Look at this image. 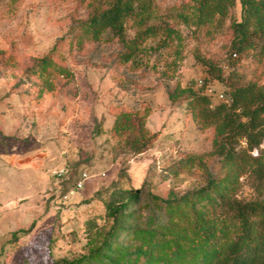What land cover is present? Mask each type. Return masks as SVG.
<instances>
[{
  "label": "rangeland",
  "instance_id": "rangeland-1",
  "mask_svg": "<svg viewBox=\"0 0 264 264\" xmlns=\"http://www.w3.org/2000/svg\"><path fill=\"white\" fill-rule=\"evenodd\" d=\"M110 1L0 0V264H204L195 196L234 170L209 156L214 130L197 126L181 91L193 85L217 105L231 85H264L262 43L231 56L239 0L212 23L199 20L195 0H140L150 14L128 21V37L162 27L178 38L140 57V66L121 65L117 40L83 36ZM46 57L73 74L47 70L51 93L32 72ZM197 57L221 70V80ZM129 113L145 119L151 139L137 156L113 132ZM261 150L264 141L254 156ZM129 194L136 199L123 207ZM235 197H258L248 176Z\"/></svg>",
  "mask_w": 264,
  "mask_h": 264
},
{
  "label": "trees",
  "instance_id": "trees-1",
  "mask_svg": "<svg viewBox=\"0 0 264 264\" xmlns=\"http://www.w3.org/2000/svg\"><path fill=\"white\" fill-rule=\"evenodd\" d=\"M195 1L199 4V20L206 23L226 19L232 6V0ZM239 1L241 20L234 22L231 27L232 57L242 56L255 49L260 42L264 51V0ZM149 14L148 2L111 0L107 8L88 19L83 36L95 43L110 36L122 47L118 64L140 66V57L158 52L168 47L174 38H178L175 31L162 27L149 28L129 38L128 21H142ZM159 36H163V39H160L156 47L144 46L148 40ZM197 59L208 68L210 74L216 71V78L221 80V70L205 59ZM49 69L65 79L73 78L69 69L57 67L48 57L44 58L32 72L41 79L48 93L54 91L53 81L45 76ZM181 93L188 96L186 108L197 126L201 130H214L213 149L209 156L216 157L219 164L234 170L226 180L211 179L207 188L195 196L203 205L199 215L195 216L198 221L196 230L207 248L203 262L264 264V150L257 156L253 154L264 141V85H231L229 101L217 105L213 104L209 94L202 89H194L193 85ZM170 98L174 100L175 96L171 95ZM113 132L120 138L125 137L126 147L134 156L142 154L151 142L145 119L132 113L119 115ZM243 142L246 147H242ZM243 176L253 181L258 194L256 199L248 202L239 201L235 197ZM135 197V194H129L123 207L132 204ZM207 218L208 221L201 225L200 221H206ZM229 232H235L236 236L228 238Z\"/></svg>",
  "mask_w": 264,
  "mask_h": 264
},
{
  "label": "built area",
  "instance_id": "built-area-1",
  "mask_svg": "<svg viewBox=\"0 0 264 264\" xmlns=\"http://www.w3.org/2000/svg\"><path fill=\"white\" fill-rule=\"evenodd\" d=\"M200 83H201V85L203 84L202 81H201ZM207 94H208V93H207ZM220 99H223V100H225L226 102L229 101L228 98L224 99V96H223V95H220ZM87 180H88V177H87V175H85L83 181H82L81 183L78 184V187H77L78 190H82V189H83L84 184H85V182H86ZM68 199H69V196H68V195L64 197V200H65V201H68Z\"/></svg>",
  "mask_w": 264,
  "mask_h": 264
}]
</instances>
